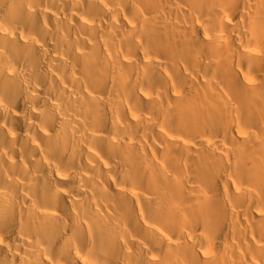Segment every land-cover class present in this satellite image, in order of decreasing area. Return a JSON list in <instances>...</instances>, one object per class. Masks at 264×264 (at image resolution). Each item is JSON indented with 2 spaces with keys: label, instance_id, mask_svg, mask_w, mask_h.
<instances>
[{
  "label": "bare ground",
  "instance_id": "1",
  "mask_svg": "<svg viewBox=\"0 0 264 264\" xmlns=\"http://www.w3.org/2000/svg\"><path fill=\"white\" fill-rule=\"evenodd\" d=\"M0 264H264V0H0Z\"/></svg>",
  "mask_w": 264,
  "mask_h": 264
}]
</instances>
